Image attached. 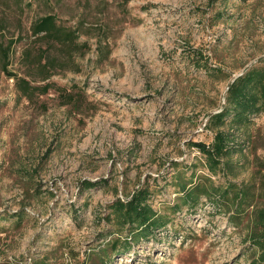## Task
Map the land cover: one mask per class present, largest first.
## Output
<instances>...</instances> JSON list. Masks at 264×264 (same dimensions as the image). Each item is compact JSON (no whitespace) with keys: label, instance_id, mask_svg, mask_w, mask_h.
<instances>
[{"label":"rangeland","instance_id":"1","mask_svg":"<svg viewBox=\"0 0 264 264\" xmlns=\"http://www.w3.org/2000/svg\"><path fill=\"white\" fill-rule=\"evenodd\" d=\"M48 14L87 45L75 63L54 49L56 73H35L50 88L31 100L0 58V264H264L253 238L264 109L240 127L209 123L229 84L264 67V0H0V43L18 40L9 69L19 76L26 51L35 59L47 44L32 26ZM218 130L233 148L212 169L192 143L212 144ZM144 184L168 223L109 259L110 205ZM199 184L211 197L186 203L183 186Z\"/></svg>","mask_w":264,"mask_h":264},{"label":"trees","instance_id":"2","mask_svg":"<svg viewBox=\"0 0 264 264\" xmlns=\"http://www.w3.org/2000/svg\"><path fill=\"white\" fill-rule=\"evenodd\" d=\"M247 1V0H243ZM32 33L47 44H40L39 54L35 59H31L33 54L26 51L28 59L27 77L19 76L17 73L9 69L13 45L18 41L10 39L8 44L0 43V58L3 71L17 79V87L20 93L28 99H33L37 91L45 93L49 90L50 84L43 86L35 85L38 82L35 77L36 71H43L40 81L49 79L55 72V68L59 65L60 57L53 53L54 49H59L71 63H75V55L82 53L87 44L79 42V35L75 29L68 28L58 22L53 14L40 17L32 26ZM197 52L199 61L207 60V57ZM69 63V62H68ZM218 70V69H216ZM61 95L76 102V96L72 92L63 90ZM228 104L223 110L211 116L209 123L214 120L220 125L227 123L230 116V123L233 126H242L250 122L254 113L264 109V67H255L243 75L235 78L229 84ZM231 134L223 130L216 132L212 144H206L203 141L193 142L192 146L197 147L207 159L209 168H218L229 155ZM100 184L99 181L85 180L84 188H91ZM214 187L196 185L192 188L183 186L185 192L184 200L191 205H198L200 198L206 196L208 198L213 194ZM150 188L148 184H144L134 190L129 198L124 199L118 197L111 205L112 211L106 219L113 222L116 227L117 235L110 240L112 252L109 259L117 253L124 254L131 250L135 243L142 240H149L155 237L156 232L164 228L168 219L161 216L150 202ZM245 191L239 193V199L243 200ZM254 240L259 246V261L264 263V209L259 212L256 217V226L254 231Z\"/></svg>","mask_w":264,"mask_h":264}]
</instances>
